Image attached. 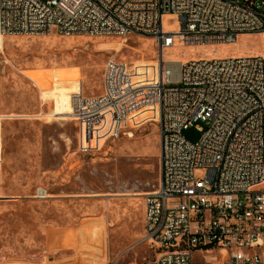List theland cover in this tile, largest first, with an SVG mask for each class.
I'll list each match as a JSON object with an SVG mask.
<instances>
[{"label":"built area","instance_id":"obj_1","mask_svg":"<svg viewBox=\"0 0 264 264\" xmlns=\"http://www.w3.org/2000/svg\"><path fill=\"white\" fill-rule=\"evenodd\" d=\"M167 15L178 18L175 32L164 28ZM50 33L157 41L156 81L111 59L102 94L79 88L65 116L89 155L120 138L138 112L158 108L161 183L145 197L146 237L159 252L151 264H264V57H165L177 41L212 46L264 34V0H0V36ZM196 125L202 136L192 143L184 132ZM213 249L226 257L195 260Z\"/></svg>","mask_w":264,"mask_h":264},{"label":"rangeland","instance_id":"obj_2","mask_svg":"<svg viewBox=\"0 0 264 264\" xmlns=\"http://www.w3.org/2000/svg\"><path fill=\"white\" fill-rule=\"evenodd\" d=\"M163 23L168 32L179 27L174 15ZM161 56L157 41L139 34L0 37V264H151L158 257L145 233V197L161 183L158 108L138 112L120 138L89 155L65 116L79 88L102 94L109 60L154 82ZM249 56L264 57V34L212 46L177 41L165 52L183 63ZM197 126L184 132L192 143L202 136ZM203 254L195 260H221L227 251Z\"/></svg>","mask_w":264,"mask_h":264},{"label":"trees","instance_id":"obj_3","mask_svg":"<svg viewBox=\"0 0 264 264\" xmlns=\"http://www.w3.org/2000/svg\"><path fill=\"white\" fill-rule=\"evenodd\" d=\"M157 167H158V170L161 171V174H162V164H161V159L158 160Z\"/></svg>","mask_w":264,"mask_h":264},{"label":"bare ground","instance_id":"obj_4","mask_svg":"<svg viewBox=\"0 0 264 264\" xmlns=\"http://www.w3.org/2000/svg\"><path fill=\"white\" fill-rule=\"evenodd\" d=\"M0 37H3V36H0ZM174 62H177V61H174ZM178 63H181V62H178ZM158 79V75H157V78H156V80ZM155 80V81H156ZM152 108V107H151ZM153 108H155V107H153ZM146 109H148V108H146Z\"/></svg>","mask_w":264,"mask_h":264},{"label":"crops","instance_id":"obj_5","mask_svg":"<svg viewBox=\"0 0 264 264\" xmlns=\"http://www.w3.org/2000/svg\"><path fill=\"white\" fill-rule=\"evenodd\" d=\"M77 263V262H76ZM75 262H70L69 264H76Z\"/></svg>","mask_w":264,"mask_h":264}]
</instances>
